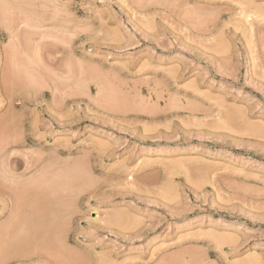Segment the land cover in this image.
<instances>
[{
	"label": "rangeland",
	"instance_id": "rangeland-1",
	"mask_svg": "<svg viewBox=\"0 0 264 264\" xmlns=\"http://www.w3.org/2000/svg\"><path fill=\"white\" fill-rule=\"evenodd\" d=\"M1 184L64 250L4 264H264V0H0Z\"/></svg>",
	"mask_w": 264,
	"mask_h": 264
},
{
	"label": "bare ground",
	"instance_id": "bare-ground-1",
	"mask_svg": "<svg viewBox=\"0 0 264 264\" xmlns=\"http://www.w3.org/2000/svg\"><path fill=\"white\" fill-rule=\"evenodd\" d=\"M5 7V6H4ZM24 83V82H23ZM28 84H29V81H28ZM31 85V84H30ZM29 85V86H30ZM7 123V122H6ZM10 122H8V124H9ZM12 123V122H11ZM4 126H5V124H4ZM7 126V125H6ZM16 126V125H15ZM12 130V129H11ZM5 131V130H4ZM4 131H2V132H4ZM13 131V130H12ZM7 132V131H6ZM10 132V131H9ZM15 159V158H14ZM11 160V159H10ZM14 162V161H13ZM17 162V161H16ZM28 162V161H27ZM33 163V162H32ZM36 163V162H35ZM34 164V163H33ZM54 164H57V163H54ZM73 165L74 164H71V166L73 167ZM14 166V165H13ZM30 166V165H29ZM51 166H53V165H51ZM76 166V165H75ZM2 167V166H1ZM32 167V166H31ZM78 166H76V168H77ZM6 168V167H5ZM66 168V167H65ZM68 168V167H67ZM9 169V168H8ZM12 169H15V168H13L12 167ZM12 169H10V170H12ZM29 169V168H28ZM6 170L7 169H5L4 171L6 172ZM69 170V169H68ZM67 170V174H68V171ZM9 171V170H8ZM46 171V170H45ZM45 171H43V172H45ZM62 171H64V169L62 170ZM47 172V171H46ZM78 173L80 172L79 170L77 171ZM7 173H11L10 171L9 172H7ZM41 173H42V171H41ZM72 173V172H71ZM70 173V174H71ZM12 174H14V173H12ZM40 174V173H39ZM39 174H37L38 176H39ZM47 174V173H46ZM64 174H65V172H64ZM70 174H68V175H70ZM36 175V176H37ZM42 175H44V174H42ZM41 175V176H42ZM60 175V174H59ZM67 175V176H68ZM35 176V177H36ZM37 176V177H38ZM44 176H46V175H44ZM64 176V175H63ZM13 177V176H12ZM36 177V178H37ZM43 177V176H42ZM42 177H40V178H42ZM61 177V176H60ZM64 177H66V176H64ZM76 177V176H75ZM11 178V177H10ZM9 178V179H10ZM36 178H34L33 177V179L32 180H34V179H36ZM62 178V177H61ZM60 178V179H61ZM68 177H66V178H63V180L64 179H67ZM72 178V177H71ZM12 179V178H11ZM15 179H17V178H15ZM20 179H21V177H20ZM23 179V178H22ZM44 179H45V177H44ZM46 179H47V177H46ZM59 179V181H61V183H62V180H60ZM37 180V179H36ZM48 180V179H47ZM46 180V181H47ZM22 181V180H21ZM24 181H25V178H24ZM40 181H41V179H40ZM39 180H38V182H37V184H39V182H40ZM42 181H44V180H42ZM65 181V180H64ZM12 183L14 182L13 180L11 181ZM31 183L33 182V181H30ZM35 182V181H34ZM68 182V181H67ZM67 182H65L66 184H67ZM22 183V184H21ZM25 183V182H24ZM30 183V184H31ZM42 183V182H41ZM40 183V184H41ZM64 183V182H63ZM62 183V184H63ZM65 183L63 184L64 186H65ZM71 183V180L69 179V184ZM39 184V185H40ZM46 184V183H45ZM49 184V183H48ZM72 184V183H71ZM12 185H14V184H12ZM18 185V187H22L23 186V182H20V183H18L17 182V184L15 185V186H17ZM19 185H22V186H19ZM27 185V184H26ZM26 185H24V186H26ZM68 185V184H67ZM0 186H3L2 184L0 185ZM11 186V185H10ZM9 186V187H10ZM15 186H13V188H11V189H14V187ZM28 186H29V183H28ZM27 186V187H28ZM42 186V185H41ZM5 187V186H4ZM6 187H8V186H6ZM8 187V188H9ZM30 187H32V186H30ZM65 187H67V186H65ZM2 189V192L1 193H3V194H5L6 195V193H4V192H6L7 190H6V188H3V187H1ZM17 187H15V189H14V192L15 193H13V194H15L16 195V197H17V200L16 199H14V200H16V203H15V201L14 200H12L11 201V199H13V197H7V198H9V200L12 202V204H13V201H14V207L12 208V209H14V210H11L12 212V217H8L7 219H9V220H5L4 222L5 223H2L3 224V227H1V231H0V261H2V264H4L7 260H8V258H10L11 257V259H14V257L13 256H15V257H17V256H19V258H20V256L21 255H18V254H23V255H26L25 257H22V259L23 258H28L29 256V258H31V255H33V254H35L33 251H35V249H36V252L37 251H40V250H42V248L43 247H49L50 246V248L52 247V249H50V251H46V250H44L45 248H43V250L44 251H46L47 252V254H50L49 252H56V253H58V256H60V257H58V259L59 258H61V260H62V255H63V253L61 252V251H63L64 252V250H63V246H61L62 245V243H61V240H63V238L61 239V235H60V238H59V236L58 235H56L55 233H57L58 232V228H60V225L61 224H57L58 222H57V218H56V216H58V214L56 213V211H55V209H58V208H60V205H58L57 207H56V204H57V202L56 201H54L56 204H55V207H53L52 208V205L54 204V202H53V204L52 205H50V203H52V202H50L48 199L49 198H45V197H40V198H45L46 200H48V201H45V199H40L39 197L37 198V196H38V194H37V196H35L34 194L33 195H29L30 197L31 196H33V197H31V198H28V197H26V195H28L27 193V189L28 188H26V189H22V188H24V187H22V188H20L21 190H18V193H16V191H17V189H16ZM39 188H42V187H39ZM69 188V187H68ZM4 189L6 190V191H4ZM19 189V188H18ZM30 189H33V188H30ZM44 189V188H43ZM71 189V188H70ZM24 190H26V192L24 191ZM38 190V189H37ZM4 191V192H3ZM21 191V193H19ZM23 191H24V194H23ZM42 191H44V192H46L45 190H42ZM32 192V191H31ZM34 192V191H33ZM49 193V192H48ZM51 193V192H50ZM29 194H30V192H29ZM40 194V193H39ZM4 195V196H5ZM11 195H12V192H11ZM14 195V196H15ZM44 196H45V193L43 194ZM43 195H41V196H43ZM49 195V194H48ZM50 195H54L53 193H51ZM4 196L2 195V196H0V204H1V210H5L6 208H8V201H7V199H5L4 198ZM13 196V195H12ZM35 196V197H34ZM16 197H14V198H16ZM47 197H49V196H47ZM11 198V199H10ZM52 198V197H51ZM50 198V199H51ZM54 199V198H53ZM53 199H51V200H53ZM55 200V199H54ZM64 203V202H63ZM16 205V206H15ZM64 205V204H63ZM62 205V207H64ZM67 205H68V203H67ZM66 205V206H67ZM51 206V207H50ZM55 208V209H54ZM53 210V211H52ZM61 210V209H60ZM60 210H58L57 212H60ZM6 211V210H5ZM116 212V211H115ZM2 213V212H1ZM10 213V214H11ZM54 213V214H53ZM56 213V214H55ZM61 213V212H60ZM115 214H117V212L115 213ZM123 214L124 213H121L120 214V216H123ZM126 215V214H125ZM124 215V216H125ZM60 217L61 216H59V218H58V221L60 220ZM115 217H117V215L115 216ZM11 218V219H10ZM114 219V218H113ZM124 219V218H123ZM116 221H118L117 220V218L115 219ZM114 220V221H115ZM7 221V222H6ZM61 221V220H60ZM115 221V222H116ZM120 221V220H119ZM57 224V225H56ZM2 226V225H1ZM58 227V228H56L55 229V227ZM55 229V230H54ZM57 231V232H56ZM55 232V233H54ZM52 233L53 234H55L53 237H52ZM60 234V233H59ZM28 235V236H27ZM28 238H29V240H28ZM53 238H55V239H53ZM59 239L60 241L58 242L59 244V247H61L60 249L59 248H57L58 246H56V244H57V241H56V239ZM54 240V241H53ZM55 241H56V243H55ZM32 242V243H31ZM54 242V248H53V243ZM28 243H31V244H28ZM61 243V244H60ZM33 244H35V246H34V248L35 247H37L36 245H38V247L40 248V250H38L37 248H35L34 250H32L33 249ZM30 245L32 246L31 248H30ZM28 246V248L26 249V247ZM30 248V249H29ZM55 248H57V249H59V250H56ZM53 249H55V250H53ZM47 250H48V248H47ZM52 250V251H51ZM44 251H42V252H44ZM58 251V252H57ZM45 252V253H46ZM26 253H28V254H26ZM45 253H43V254H41V252H39V254L38 255H43V256H45ZM53 253V254H54ZM62 253V254H61ZM47 254H46V258H47ZM53 254H51V255H48V256H52ZM60 254V255H59ZM27 255H29V256H27ZM37 255V254H36ZM56 256H57V254H55ZM74 255V254H73ZM54 256V255H53ZM64 256H65V254H64ZM69 256H71L70 254H69ZM13 257V258H12ZM77 257V256H76ZM28 258V259H29ZM78 258V257H77ZM10 259V260H11ZM17 259V258H16ZM39 259V258H38ZM56 259H57V257H56ZM71 259V258H70ZM4 260H6V261H4ZM18 260V259H17ZM20 260V259H19ZM46 260V259H45ZM49 260H51V259H49ZM63 260H64V258H63ZM52 261V260H51ZM55 261V260H54ZM58 261V263H60V260H57ZM65 261V260H64ZM69 261V260H68ZM76 261H78V259L76 260ZM75 261V262H76ZM8 262V261H7ZM56 262V261H55ZM62 262L63 261H61V263L60 264H62ZM108 262V261H107ZM57 263V262H56ZM49 264V263H48ZM53 264V263H52ZM64 264V263H63ZM66 264H68V263H66ZM77 264V263H76ZM108 264H112V263H108Z\"/></svg>",
	"mask_w": 264,
	"mask_h": 264
}]
</instances>
